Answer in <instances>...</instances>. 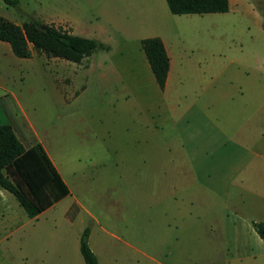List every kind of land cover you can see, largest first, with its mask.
Returning <instances> with one entry per match:
<instances>
[{
  "label": "rangeland",
  "instance_id": "1",
  "mask_svg": "<svg viewBox=\"0 0 264 264\" xmlns=\"http://www.w3.org/2000/svg\"><path fill=\"white\" fill-rule=\"evenodd\" d=\"M16 1L0 0V16L16 25L34 19L109 49L75 64L34 51L20 59L0 43V126L27 120L70 191L0 241V264H84L85 228L98 264H264L250 209L209 196L202 204L184 160L181 172L173 169L181 156L173 113L136 40L162 34L183 61L264 56V0L203 15H172L164 0ZM130 18L143 32L119 37L115 25Z\"/></svg>",
  "mask_w": 264,
  "mask_h": 264
},
{
  "label": "crops",
  "instance_id": "2",
  "mask_svg": "<svg viewBox=\"0 0 264 264\" xmlns=\"http://www.w3.org/2000/svg\"><path fill=\"white\" fill-rule=\"evenodd\" d=\"M235 1L228 0V11ZM136 21L130 18L115 25L119 37L128 39L142 33L140 22ZM137 36L139 41L160 38L169 59L166 83L159 91L161 104L173 113V133L181 155L173 169L181 172L178 168L180 160H184L202 204L207 196L231 204L236 199L239 206L250 209L247 220L264 223V56L251 50L246 55L225 58L226 62L214 58V53L183 61L162 34ZM0 43L11 53L8 44ZM230 66L234 67L231 72L227 71ZM14 104L21 111L17 102ZM24 123L12 119L0 128L26 149L39 144L60 176L28 121ZM60 179L68 194L34 218H29L8 192L0 188V208H4L0 211V241L18 235L26 225L70 195L65 181L61 176ZM229 214L226 208L225 221Z\"/></svg>",
  "mask_w": 264,
  "mask_h": 264
},
{
  "label": "trees",
  "instance_id": "3",
  "mask_svg": "<svg viewBox=\"0 0 264 264\" xmlns=\"http://www.w3.org/2000/svg\"><path fill=\"white\" fill-rule=\"evenodd\" d=\"M15 6L16 0H2ZM172 15H203L228 12V0H165ZM264 28V25H263ZM0 42L9 45L14 57L29 59L32 51L48 58L79 64L97 51L109 47L95 39L74 35L61 28L28 19L16 25L0 16ZM154 81L163 90L169 59L158 37L140 41ZM12 134L0 128V188L10 193L29 218H34L68 194L56 169L39 144L20 149ZM264 241V223H253ZM88 228L79 238V253L84 264H98L87 244Z\"/></svg>",
  "mask_w": 264,
  "mask_h": 264
}]
</instances>
